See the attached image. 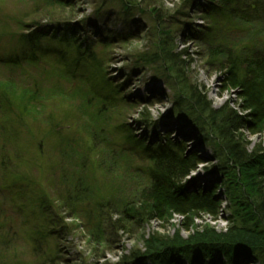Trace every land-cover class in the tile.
<instances>
[{
	"label": "rangeland",
	"instance_id": "obj_1",
	"mask_svg": "<svg viewBox=\"0 0 264 264\" xmlns=\"http://www.w3.org/2000/svg\"><path fill=\"white\" fill-rule=\"evenodd\" d=\"M131 1L132 11L126 12L118 1L103 7L101 0H76L79 13L74 19L82 34L93 37L100 27L103 37L128 33L114 40L108 57L99 56L110 81L121 90L118 99L123 101L113 109L103 107L80 77H68L53 62L19 68L4 63L2 58L15 50L21 35L31 32L33 22L49 20L40 15L43 10L35 12L36 4L0 0V82L19 87L12 92L16 105L10 109L0 99V264H126L154 233L173 236L180 230L183 238L189 236L180 217L137 227L125 215L146 182L148 168L125 140V130L150 147L171 136L188 157H195L185 184L193 190L216 189L222 202L216 220L201 216L195 224H209L219 232L227 228L228 204L218 186L221 176L214 171L213 145L202 131L172 114L173 90L155 67L138 60L154 50L155 29L163 26L174 53L185 62L187 82L204 90L215 109H237V94L225 89L220 64L211 59L212 46L195 37L209 26L204 17L208 0ZM128 82L132 86L127 93ZM23 88L35 91L39 102L25 103ZM20 99L26 101L21 104ZM246 138L251 150L264 149V134ZM124 173L139 177L132 180ZM19 192L29 201L16 197ZM39 224L48 229L47 238L34 242L30 234Z\"/></svg>",
	"mask_w": 264,
	"mask_h": 264
},
{
	"label": "trees",
	"instance_id": "obj_2",
	"mask_svg": "<svg viewBox=\"0 0 264 264\" xmlns=\"http://www.w3.org/2000/svg\"><path fill=\"white\" fill-rule=\"evenodd\" d=\"M22 1L36 4L35 12L43 10L40 15L49 21L33 22L31 32L21 35L15 50L2 58L4 63L19 68L53 62L68 77H80L92 94L100 97L103 107L120 105L121 90L110 81L99 56L108 57L114 40L124 39L128 33L103 37L101 27L91 26L96 29L93 37L82 34L84 29L74 19L79 13L76 0ZM111 1H118L126 12L132 11L131 0H101V6ZM100 13L97 11V19ZM204 14L209 26L197 30L195 37L212 46L211 59L220 64L225 89L237 94V109L230 105L215 109L204 90L187 82L185 62L174 53L170 32L163 26L155 29L154 50L138 60L155 67L173 90L172 114L202 131L213 145L214 171L221 176L218 186L228 204V225L219 232L209 224H195L201 216L216 220L222 204L216 199V189L193 190L185 184L195 168V157H188L171 136L150 147L125 130V140L148 163L146 182L135 200L128 201L125 215L137 227L170 223L180 217L183 230L191 232L187 238L180 230L173 236L154 233L126 264H264V149L257 146L251 150L246 138L264 134V0H208ZM15 87L19 88L12 81L0 82V99L8 109L16 105L12 102ZM22 91L28 99H20L21 104L39 102L35 91ZM124 175L132 180L139 177L137 173ZM24 194L19 192L16 197L24 198ZM44 202L41 196L42 207ZM40 225L30 234L34 242L47 238L48 229Z\"/></svg>",
	"mask_w": 264,
	"mask_h": 264
},
{
	"label": "bare ground",
	"instance_id": "obj_3",
	"mask_svg": "<svg viewBox=\"0 0 264 264\" xmlns=\"http://www.w3.org/2000/svg\"><path fill=\"white\" fill-rule=\"evenodd\" d=\"M166 85H167V84H166ZM131 86H132V84H131L130 82H128V83L126 84V87H125L126 89H125V91H126L127 93L130 91ZM157 94H158V92H157V89H156V91L153 92V95H157ZM191 136H192L191 133H188V134H187V137H188V138H189V137L191 138ZM184 146H186V145H184ZM200 171H201V170H197L198 173H199ZM201 181H203V179L200 178V179H199V182H196V184H197V183L199 184ZM198 184H197V185H198ZM193 186H194V185H193ZM216 199H218V198H216ZM217 201H219V200H217Z\"/></svg>",
	"mask_w": 264,
	"mask_h": 264
}]
</instances>
